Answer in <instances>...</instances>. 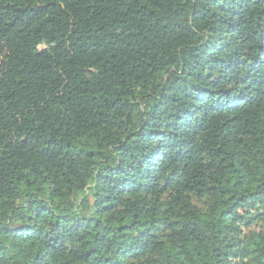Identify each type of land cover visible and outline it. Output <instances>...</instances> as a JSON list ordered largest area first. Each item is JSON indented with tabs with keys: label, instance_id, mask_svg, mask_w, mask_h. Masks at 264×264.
Masks as SVG:
<instances>
[{
	"label": "trees",
	"instance_id": "16d2710c",
	"mask_svg": "<svg viewBox=\"0 0 264 264\" xmlns=\"http://www.w3.org/2000/svg\"><path fill=\"white\" fill-rule=\"evenodd\" d=\"M0 264H264V0H0Z\"/></svg>",
	"mask_w": 264,
	"mask_h": 264
}]
</instances>
